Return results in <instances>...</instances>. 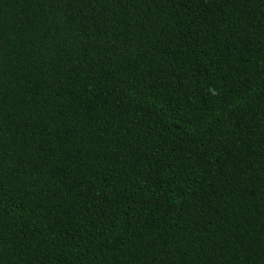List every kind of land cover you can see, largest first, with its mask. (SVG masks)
Here are the masks:
<instances>
[{
	"label": "trees",
	"instance_id": "16d2710c",
	"mask_svg": "<svg viewBox=\"0 0 264 264\" xmlns=\"http://www.w3.org/2000/svg\"><path fill=\"white\" fill-rule=\"evenodd\" d=\"M0 264H264V0H0Z\"/></svg>",
	"mask_w": 264,
	"mask_h": 264
}]
</instances>
